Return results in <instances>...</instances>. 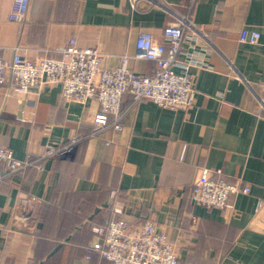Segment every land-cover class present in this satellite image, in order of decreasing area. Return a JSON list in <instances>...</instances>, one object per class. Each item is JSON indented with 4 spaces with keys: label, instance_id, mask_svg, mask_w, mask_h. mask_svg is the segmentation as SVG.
Listing matches in <instances>:
<instances>
[{
    "label": "crops",
    "instance_id": "0c3cea01",
    "mask_svg": "<svg viewBox=\"0 0 264 264\" xmlns=\"http://www.w3.org/2000/svg\"><path fill=\"white\" fill-rule=\"evenodd\" d=\"M11 4L0 0L5 60L60 58L74 37L100 49L105 67L127 54L150 75L155 63L136 57L138 35L165 43L164 27L184 18L211 53L209 68L191 69L193 106H132L126 93L120 131L95 132L99 103L67 100L60 84L27 93L0 84V145L39 159L0 180V264H81L87 245L102 240L92 227L114 218V198L132 225L164 231L182 264H264V0H31L23 22L9 20ZM243 28L259 41H240ZM75 136L69 154L41 158ZM203 169L250 191L233 193L225 210L196 204ZM93 262L113 264L99 254Z\"/></svg>",
    "mask_w": 264,
    "mask_h": 264
},
{
    "label": "built area",
    "instance_id": "2783aa9c",
    "mask_svg": "<svg viewBox=\"0 0 264 264\" xmlns=\"http://www.w3.org/2000/svg\"><path fill=\"white\" fill-rule=\"evenodd\" d=\"M30 2L12 0L9 20L23 22ZM260 36L257 30L243 28L239 39L257 43ZM163 38L165 43H158L149 31H143L137 37L136 57L155 63L150 75L134 71L130 67L131 57L127 54L119 57L117 66L105 67L100 49L80 46L74 37H70L60 50V58L44 56L32 59L15 53L11 59L5 60L0 55V84L19 93L60 84L62 95L67 100L82 104L96 100L99 103L100 111L93 118L97 127L95 132L107 127L120 131L124 114L121 103L126 93L132 96V106L143 99H150L162 107H190L195 103L191 69L209 68L211 49L200 43V31L189 18L166 25ZM260 103L264 108V97ZM78 140L79 137L75 136L62 146L49 147L41 158L67 155ZM38 160L33 155L17 159L10 149L0 145V164L5 165L0 172V180ZM249 191V185L226 180L220 170L203 169L194 184L192 198L204 207L225 210L233 193ZM124 207V202L116 200L114 218L109 225L106 228L92 227L102 240L88 245L81 264H94L95 251H100L113 264H182L164 231L150 221L132 225L123 217Z\"/></svg>",
    "mask_w": 264,
    "mask_h": 264
},
{
    "label": "trees",
    "instance_id": "16d2710c",
    "mask_svg": "<svg viewBox=\"0 0 264 264\" xmlns=\"http://www.w3.org/2000/svg\"><path fill=\"white\" fill-rule=\"evenodd\" d=\"M60 156V155H59ZM34 157H36V155H34ZM0 167H2V169L5 167V165H2V164H0ZM115 202H116V199L114 198L113 199V201L111 202V205H112V210H113V208H114V205H115ZM114 214V213H113ZM113 216V215H112ZM118 217H120V216H118ZM125 218V217H124ZM112 220V219H111ZM108 225V224H107ZM87 247H88V245H87ZM86 247V248H87ZM96 254H99L102 258H104L103 256H102V254H101V252L100 251H95L94 252V254H93V258H94V256L96 255ZM84 258V257H83ZM105 259V258H104Z\"/></svg>",
    "mask_w": 264,
    "mask_h": 264
}]
</instances>
